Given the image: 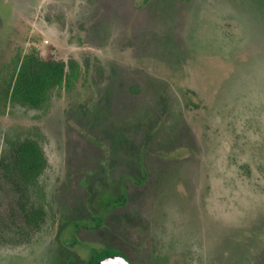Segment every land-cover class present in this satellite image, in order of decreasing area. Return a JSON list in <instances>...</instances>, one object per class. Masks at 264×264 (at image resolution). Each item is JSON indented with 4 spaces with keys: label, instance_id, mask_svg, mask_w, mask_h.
<instances>
[{
    "label": "rangeland",
    "instance_id": "1",
    "mask_svg": "<svg viewBox=\"0 0 264 264\" xmlns=\"http://www.w3.org/2000/svg\"><path fill=\"white\" fill-rule=\"evenodd\" d=\"M32 55L66 65L39 108L12 96ZM149 118L143 192L113 212L142 223L136 263L95 256V232L64 228L91 184L141 165ZM73 254L264 264V0H0V264Z\"/></svg>",
    "mask_w": 264,
    "mask_h": 264
},
{
    "label": "trees",
    "instance_id": "2",
    "mask_svg": "<svg viewBox=\"0 0 264 264\" xmlns=\"http://www.w3.org/2000/svg\"><path fill=\"white\" fill-rule=\"evenodd\" d=\"M66 77L64 63L43 61L35 55L29 56L21 64L12 96L23 104L39 108L46 100L47 92L53 87L61 86ZM156 122L158 121L149 118L140 123L138 127L146 129L143 141L140 144L134 143L139 150L140 157H143L139 158L143 164L140 162L141 165L138 168L133 166L124 168L118 176L111 175L106 179L101 178L100 188L97 191L91 184L88 188L87 206L83 209V215L71 219L64 228L65 231L69 226H73L76 232H81L84 225L86 230L95 232L100 239V248L94 252L95 256L121 252L134 262L136 261L133 235L135 228L142 223L127 215H114L113 212L126 207L129 203L136 202L143 192L142 185L148 176L145 167L148 144L157 129ZM22 157L25 158L27 163L25 168L29 172H35L37 169L35 164L42 165L43 162L41 153L34 145L25 146L22 150ZM106 212L110 213L103 216ZM88 221L94 222V226L86 225ZM96 261L98 260L95 257L85 261L79 255L73 254L70 264H94Z\"/></svg>",
    "mask_w": 264,
    "mask_h": 264
},
{
    "label": "water",
    "instance_id": "3",
    "mask_svg": "<svg viewBox=\"0 0 264 264\" xmlns=\"http://www.w3.org/2000/svg\"><path fill=\"white\" fill-rule=\"evenodd\" d=\"M94 264H131L126 258L121 255H112L103 258Z\"/></svg>",
    "mask_w": 264,
    "mask_h": 264
}]
</instances>
